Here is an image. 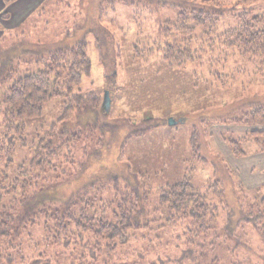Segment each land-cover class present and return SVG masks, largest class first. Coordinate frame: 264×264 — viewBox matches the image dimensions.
<instances>
[{
	"label": "trees",
	"instance_id": "16d2710c",
	"mask_svg": "<svg viewBox=\"0 0 264 264\" xmlns=\"http://www.w3.org/2000/svg\"><path fill=\"white\" fill-rule=\"evenodd\" d=\"M14 1L4 0L7 6ZM109 1L114 11L118 2L131 4ZM170 1L179 10L178 20L166 21L149 49L141 51L137 46L138 56L148 60L159 54L170 66L194 63L206 67L223 86L236 74L247 72L243 67L229 71V63L250 64L257 73L264 72V14L254 15L243 8L238 26L221 33L218 24L226 8ZM27 42L22 39L14 46L24 49L17 50L21 56L14 62L8 60L14 48L0 51V264H169L170 259L153 258L158 249L167 250L168 244L152 243L165 236L164 229L175 232V227L188 235L183 258L199 264L206 248L199 239L215 230L219 207L192 186L191 173L162 190L159 204L151 208L147 177L134 174L124 160L128 141L147 130H132L126 121L109 123L98 93H75L82 78L91 74L86 39L40 54H30L34 45ZM56 98L65 101L61 118L35 141L32 160L12 169L17 146L27 145V121L40 118ZM258 106L251 119L260 117L264 126V106ZM116 135L121 144L112 148L110 140ZM197 136L195 132L192 138L194 155L198 153ZM251 136L260 142L264 129ZM238 144L230 142L229 147L236 156H243ZM119 165L126 174L133 173L142 188H134L126 177L111 175ZM105 191L114 194L108 203L103 201ZM213 191L221 204L223 190L214 187ZM252 209L256 212L245 214V219L264 230V197ZM231 222L228 213L224 232L234 238L243 218L235 230Z\"/></svg>",
	"mask_w": 264,
	"mask_h": 264
},
{
	"label": "rangeland",
	"instance_id": "374dc122",
	"mask_svg": "<svg viewBox=\"0 0 264 264\" xmlns=\"http://www.w3.org/2000/svg\"><path fill=\"white\" fill-rule=\"evenodd\" d=\"M127 1L131 4L116 3L114 11L109 0H46L24 25L8 32L0 43V51L13 49L25 39L34 45L30 54L48 53L73 47L84 37L92 69L75 93L96 92L103 100L108 93L111 109L106 121L112 124L126 121L134 125L127 124L132 130H147L145 135L128 141L124 160L130 163L134 174L147 177L151 208L159 204L162 190L177 185L192 173V186L220 210L215 230L199 239L206 248L198 263L264 264V230L245 219L251 211L256 212L252 209L254 203L264 197V138L256 142L251 136L253 131L264 129L260 117L251 119L258 105L264 106V72L257 73L250 64L229 63V71L243 67L247 72L236 74L223 86L206 67L194 63L170 66L159 54L145 60L137 55L136 47L141 51L149 49L164 23L176 22L180 13L170 0ZM187 1L195 2L197 7L226 8V15L218 24L221 33L238 26L243 8L254 15L264 14V0ZM4 5L0 13L2 21L8 19L5 2ZM18 49L12 50L8 60L14 62L21 56ZM21 53L23 57L27 55ZM1 57L5 60L7 56ZM64 102L61 98L52 100L40 118L27 121L24 135L27 145L17 146L12 169L32 160L33 144L61 118ZM230 120L237 123H227ZM195 132L196 155L192 145ZM110 142L112 148H118L121 138L116 135ZM230 142H238L244 155L233 154ZM126 172L119 165L111 175L126 177L134 188H142L139 179ZM214 187L223 190L221 204L214 196ZM113 198L112 191L103 192L104 203ZM228 213L232 214L229 226L233 230L243 218L234 238L224 232ZM174 230L164 229L165 236L151 242L168 244L167 250L158 249L153 258L170 259L169 264H195L190 258H183L188 235H184L183 228ZM39 233L40 230L35 235ZM211 244H215L214 249Z\"/></svg>",
	"mask_w": 264,
	"mask_h": 264
},
{
	"label": "crops",
	"instance_id": "0c3cea01",
	"mask_svg": "<svg viewBox=\"0 0 264 264\" xmlns=\"http://www.w3.org/2000/svg\"><path fill=\"white\" fill-rule=\"evenodd\" d=\"M46 0H16L6 6L8 19H3L0 23V43L8 32L19 29L34 14ZM5 8L4 0H0V13ZM11 36V34H10Z\"/></svg>",
	"mask_w": 264,
	"mask_h": 264
},
{
	"label": "water",
	"instance_id": "95a60500",
	"mask_svg": "<svg viewBox=\"0 0 264 264\" xmlns=\"http://www.w3.org/2000/svg\"><path fill=\"white\" fill-rule=\"evenodd\" d=\"M110 109H111V101H110V96L109 94L107 93L105 95V98L103 100V110L106 114H109L110 112Z\"/></svg>",
	"mask_w": 264,
	"mask_h": 264
}]
</instances>
